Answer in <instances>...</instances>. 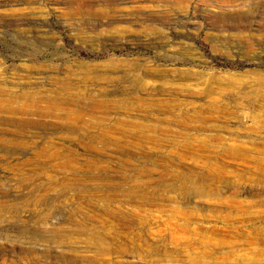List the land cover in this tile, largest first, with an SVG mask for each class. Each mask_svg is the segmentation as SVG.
Returning a JSON list of instances; mask_svg holds the SVG:
<instances>
[{
	"label": "rangeland",
	"instance_id": "obj_1",
	"mask_svg": "<svg viewBox=\"0 0 264 264\" xmlns=\"http://www.w3.org/2000/svg\"><path fill=\"white\" fill-rule=\"evenodd\" d=\"M0 264H264V0H0Z\"/></svg>",
	"mask_w": 264,
	"mask_h": 264
},
{
	"label": "bare ground",
	"instance_id": "obj_2",
	"mask_svg": "<svg viewBox=\"0 0 264 264\" xmlns=\"http://www.w3.org/2000/svg\"><path fill=\"white\" fill-rule=\"evenodd\" d=\"M35 7H36V6H35ZM26 11H27V10H26ZM25 15H26V14H25ZM44 65H45V64H44ZM4 103H5V102H4ZM29 106H30V105H29ZM47 110H48V111H52L51 114H57V113H59V114H61V113L66 114V111H59V112H57L56 109H55V107H53L52 104H51L50 106H48ZM68 113H69V112H68ZM72 114H73V116L71 117L72 121L68 119V121H67L68 124H71V123H73V122L76 123V121H77V119H78L74 113H72Z\"/></svg>",
	"mask_w": 264,
	"mask_h": 264
}]
</instances>
